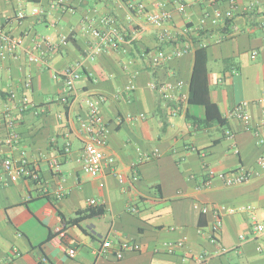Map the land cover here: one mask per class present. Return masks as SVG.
<instances>
[{"label":"crops","instance_id":"crops-1","mask_svg":"<svg viewBox=\"0 0 264 264\" xmlns=\"http://www.w3.org/2000/svg\"><path fill=\"white\" fill-rule=\"evenodd\" d=\"M183 1L186 10L169 6L171 20L157 28L128 7L143 3L155 13L156 0H0L1 30L23 42L16 53L0 56V264H264V234L254 230L264 207V146L247 131L264 123V0H238L235 7ZM217 11L222 18L213 24ZM109 18L124 38L121 49L104 47L94 55L101 43L91 30H107ZM201 48L210 100L226 127L188 119H206L205 107L188 104ZM32 53L39 62L30 60ZM71 67L81 80L68 95L62 74ZM154 83L181 87L164 100ZM97 96L107 99L105 152L125 176L123 185L109 170L94 178L81 168L80 121ZM243 103L248 123L230 116ZM10 118L14 128L6 125ZM68 140L72 152L65 155ZM156 150L159 156L147 160ZM54 158L62 163L59 175L48 165ZM6 160L34 166L41 182L12 181ZM237 172L253 175L232 187L218 178L205 184L207 173ZM91 206L103 207L105 215L66 227ZM59 229H66L64 244L77 249L74 258L57 241ZM105 239L141 250L122 260L96 257Z\"/></svg>","mask_w":264,"mask_h":264},{"label":"built area","instance_id":"built-area-1","mask_svg":"<svg viewBox=\"0 0 264 264\" xmlns=\"http://www.w3.org/2000/svg\"><path fill=\"white\" fill-rule=\"evenodd\" d=\"M63 1H61L62 3ZM227 2L235 7L238 3V0H209V3L212 5ZM175 5L180 12L186 10V4L183 0H156L154 7L157 9V12L151 13L147 10V7L143 3H130L128 5L129 10L132 11V14L138 16H145L147 21L155 26L162 27L172 18V13L169 10V6ZM34 14H39V10H35ZM209 18V14L205 16L203 23L206 22V19ZM222 18L220 12H216L214 18H212L213 24H218ZM231 18V13L224 14L225 23ZM105 25L108 26L107 30H91V33L100 40L101 46H98L93 54L97 55L101 53L104 47H110L113 50H120L121 45L124 41V38L121 34L120 29L115 24V21L111 18L104 21ZM0 56L6 57V53H16L17 50L22 46L23 42L21 40H15L1 30L0 26ZM188 50L180 51L177 53V56L180 57L184 55ZM257 57L256 53L253 54L252 59ZM32 62H39V59L32 53L30 56ZM161 61L160 58H154L153 63L155 65L159 64ZM63 81L66 88V93L72 95L76 92L77 85L81 80V74L77 68L71 67L65 70L62 74ZM26 87H31V83L28 81ZM153 90L161 93L164 100H170L171 93L176 87H181V84L176 86L171 84H152ZM107 101L106 97H92L87 101L88 106V117L85 120L80 121V128L84 132V146L81 155V168L82 171L94 178H98L101 175L105 174L106 170L110 171V174L116 178L122 185L125 183V176L119 173L115 168V159L111 156H108L105 152V148L108 145V140L111 134V129L108 123L104 120L101 114L102 105ZM67 102V99H66ZM264 104V99L261 102ZM248 104L243 103L237 106L230 114L231 118H235L241 122L248 123L251 120V115L248 112ZM264 113V108H263ZM9 128H14L15 119L10 118L6 124ZM247 131H252L257 139L260 146H264V123L261 124L258 128L248 127ZM227 137H232V133L227 131ZM15 135L11 134L8 138L10 142L13 141ZM64 154H70L72 152V143L68 140L63 149ZM238 153V150H236ZM159 151L151 153L150 156L146 155V159L149 160L152 157H158ZM50 170L59 175L61 173L62 163L59 158H54L48 163ZM259 165L264 168V155L259 160ZM4 169L8 175H10L12 181H17L21 177H26L32 179L36 183H40V176L34 166L23 162L20 166H16L12 160H6L4 163ZM252 173H220V174H208L207 181L205 184L210 185L213 178L221 179L225 182L226 186L232 187L235 185H240L246 183L252 178ZM133 181H138V174H135L132 177ZM207 211V210H205ZM262 213L261 220H255L254 230L258 234H264V207L260 210ZM216 216L218 213L215 212ZM216 228H221V220L218 219ZM58 236V237H57ZM57 241H60L59 244L66 251V253L74 258L77 254V249L75 247H69L66 243L64 244L63 239L66 238L64 229H59L57 232ZM54 239V238H53ZM52 239V240H53ZM244 239V237H242ZM51 240V241H52ZM169 252L173 251V246H168ZM141 246L134 242H121L115 243L110 239L102 240L98 249L94 251L96 257H103L107 255H112L117 260H122L128 253L140 252ZM204 257L200 258V261H203ZM44 262H47V259H44Z\"/></svg>","mask_w":264,"mask_h":264},{"label":"trees","instance_id":"trees-1","mask_svg":"<svg viewBox=\"0 0 264 264\" xmlns=\"http://www.w3.org/2000/svg\"><path fill=\"white\" fill-rule=\"evenodd\" d=\"M239 3V1H238ZM230 21L227 22L229 24ZM226 24V25H227ZM210 90L208 83V68H207V57L206 48L198 49L196 52L194 70L190 85V94L188 98L189 105H200L206 109V119L199 120L188 116L193 125L200 126L201 124L210 125L216 123L221 127L227 126V120L224 119L217 107L210 100ZM105 215V209L103 207L91 206L84 212H78L76 217L66 222V227L79 226L82 222L90 220L96 217ZM66 229H64L65 231ZM54 236H50L49 240H52Z\"/></svg>","mask_w":264,"mask_h":264}]
</instances>
